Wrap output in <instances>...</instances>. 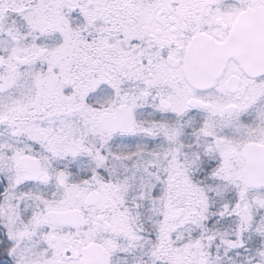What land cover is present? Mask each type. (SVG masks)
Returning <instances> with one entry per match:
<instances>
[{
	"label": "snow or ice",
	"instance_id": "6c2138e0",
	"mask_svg": "<svg viewBox=\"0 0 264 264\" xmlns=\"http://www.w3.org/2000/svg\"><path fill=\"white\" fill-rule=\"evenodd\" d=\"M0 264H264V0H0Z\"/></svg>",
	"mask_w": 264,
	"mask_h": 264
}]
</instances>
